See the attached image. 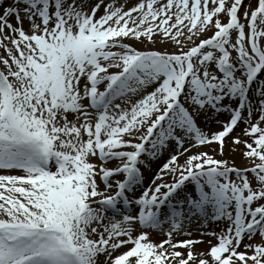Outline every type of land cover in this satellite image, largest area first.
<instances>
[{
    "label": "snow or ice",
    "instance_id": "6c2138e0",
    "mask_svg": "<svg viewBox=\"0 0 264 264\" xmlns=\"http://www.w3.org/2000/svg\"><path fill=\"white\" fill-rule=\"evenodd\" d=\"M0 264H264V0H0Z\"/></svg>",
    "mask_w": 264,
    "mask_h": 264
},
{
    "label": "bare ground",
    "instance_id": "6f19581e",
    "mask_svg": "<svg viewBox=\"0 0 264 264\" xmlns=\"http://www.w3.org/2000/svg\"><path fill=\"white\" fill-rule=\"evenodd\" d=\"M136 46H137V47H143V46H141V45H136ZM223 118H224V117H223ZM224 119H226V118H224ZM217 126H218V125H216L215 123H212V124H211L212 130L214 131L215 128H216ZM197 150H200V151H209L208 148L193 149V151H197ZM238 156H239V155L237 154L236 158H237ZM164 159H165V157H164V156H161V158H160L158 161H153V162H152L153 167H152L151 172L146 171L145 174H146V175H150L152 172L157 171V170H158V165H162ZM181 160H183V158H181ZM238 160H240V157L238 158ZM198 246H199V247H198V250H199V248L203 247V246H201V245H198Z\"/></svg>",
    "mask_w": 264,
    "mask_h": 264
},
{
    "label": "rangeland",
    "instance_id": "374dc122",
    "mask_svg": "<svg viewBox=\"0 0 264 264\" xmlns=\"http://www.w3.org/2000/svg\"><path fill=\"white\" fill-rule=\"evenodd\" d=\"M218 128V127H217ZM217 128L215 129V130H217ZM239 131H240V129L238 128V129H236V132H235V134H238L239 133ZM230 143V142H229ZM238 158H239V156L236 158V160H237V165L238 166H240L241 165V160H238Z\"/></svg>",
    "mask_w": 264,
    "mask_h": 264
}]
</instances>
